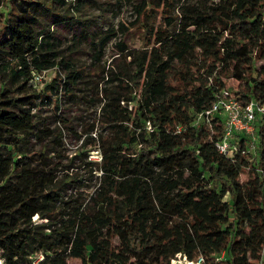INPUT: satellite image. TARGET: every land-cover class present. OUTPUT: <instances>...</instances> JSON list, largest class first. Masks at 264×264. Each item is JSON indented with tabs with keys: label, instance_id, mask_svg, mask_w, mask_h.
<instances>
[{
	"label": "trees",
	"instance_id": "obj_1",
	"mask_svg": "<svg viewBox=\"0 0 264 264\" xmlns=\"http://www.w3.org/2000/svg\"><path fill=\"white\" fill-rule=\"evenodd\" d=\"M78 1L0 0V264H264V117L255 157L241 134L231 159L205 115L229 80L264 103V0H139L128 25L68 36Z\"/></svg>",
	"mask_w": 264,
	"mask_h": 264
},
{
	"label": "rangeland",
	"instance_id": "obj_2",
	"mask_svg": "<svg viewBox=\"0 0 264 264\" xmlns=\"http://www.w3.org/2000/svg\"><path fill=\"white\" fill-rule=\"evenodd\" d=\"M139 0H79L78 3H82L83 9L81 13H76L74 16H78L79 23L74 24V26H68V30L65 32L66 35L70 36L71 34H78L79 32H93V31H103L109 27L116 28L119 23H125L129 24L130 22H133L135 18V12L133 9V6L136 2ZM155 2L162 3L163 0H154ZM184 0H175V7L173 10L170 11L172 14H177V7L179 4H181ZM174 2V1H173ZM156 20L155 24H158L159 22V13H156ZM122 36H117L115 38H112L104 47L103 55L101 57V63L104 62L105 64H108L112 57L114 56V53L116 52V46L115 42H117L119 39H121ZM124 40L129 44L130 47H136V48H142V39L140 37L139 32H134L129 35H126L124 37ZM83 52L81 53V60L85 63L89 62L90 59V52L91 50L87 48V45L83 46L81 45ZM56 72V69H49L46 70L41 78L37 81H32L33 88L36 91L42 90L45 85L51 80V78L54 76ZM228 83L231 85V90H229V93L233 95L232 90H235L236 82H232L231 80L228 81ZM234 96V95H233ZM97 102V101H96ZM94 105H90L88 107V111L85 113L86 119H90L93 116V113L96 109H98L99 104L98 102ZM64 102H62L63 104ZM65 104V103H64ZM63 106L67 108V105ZM52 105H45L40 109V115L48 117V120L51 122L50 124H60L61 119L63 116L62 112H59L55 117L52 115ZM68 111H64V113H67ZM200 118V117H199ZM207 124V123H206ZM208 125V124H207ZM85 137L83 135L81 139L76 140L75 138H66V154L68 156H72L75 153H78L81 150H85V148H82V140ZM86 149H89L87 147ZM98 154L97 152L92 149L88 153V159H95L97 158ZM75 170L73 168L69 169ZM247 176L246 170L241 173L240 178L243 180ZM174 260H170V264H186L183 260V257H173Z\"/></svg>",
	"mask_w": 264,
	"mask_h": 264
},
{
	"label": "built area",
	"instance_id": "obj_3",
	"mask_svg": "<svg viewBox=\"0 0 264 264\" xmlns=\"http://www.w3.org/2000/svg\"><path fill=\"white\" fill-rule=\"evenodd\" d=\"M45 71L32 72L31 80L33 82L39 80ZM213 113L219 114L222 118V133L215 141V148L218 152L232 159L234 154L240 150L238 136L242 134L246 137V141L244 148L240 150L241 153L249 154L252 158L255 157L258 141L256 134L257 118L264 117V103H259L253 99L241 103L229 91H224L217 96L211 108L205 112L206 118L208 119ZM175 257H183L186 264H199L202 260L201 257H198L196 261H186L185 257L179 253ZM171 260L173 261L174 258Z\"/></svg>",
	"mask_w": 264,
	"mask_h": 264
}]
</instances>
